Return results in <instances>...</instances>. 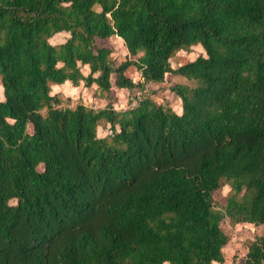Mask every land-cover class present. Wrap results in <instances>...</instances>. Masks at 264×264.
Wrapping results in <instances>:
<instances>
[{
	"label": "trees",
	"instance_id": "16d2710c",
	"mask_svg": "<svg viewBox=\"0 0 264 264\" xmlns=\"http://www.w3.org/2000/svg\"><path fill=\"white\" fill-rule=\"evenodd\" d=\"M65 83L137 101L70 107ZM0 85V264H223V220L264 227V0H0Z\"/></svg>",
	"mask_w": 264,
	"mask_h": 264
},
{
	"label": "rangeland",
	"instance_id": "374dc122",
	"mask_svg": "<svg viewBox=\"0 0 264 264\" xmlns=\"http://www.w3.org/2000/svg\"><path fill=\"white\" fill-rule=\"evenodd\" d=\"M68 38V34L61 33L50 39V43L58 45L63 43ZM114 53L112 58L116 62H121L125 59L126 50L120 40L113 38ZM204 54L203 49L200 46H193L188 51L177 52L170 60L172 68H177L186 61H193L198 55ZM83 74L87 73L85 67L81 68ZM130 76L133 80L137 81L139 74L136 72H130ZM174 84H188V81L179 76L167 75L165 81L159 85H149V88L153 90L154 94L152 98L160 105L169 107L176 113L181 112V103L177 97H175L169 90L170 86ZM93 85L89 88L80 84L78 87H72L69 83H65L61 86H53L52 94H59L62 98L69 99V106L76 107L79 104L85 106H92L98 108L107 106L108 99H113V108L124 109L128 106L129 99L132 94L128 90L112 89V95L99 92ZM96 90V91H95ZM100 95V98L99 96ZM110 96V97H109ZM3 99L2 89H0V100ZM107 135V129L104 127L98 128L97 136L102 138ZM229 192V187L224 186L221 190L214 194V199L217 204H222L225 196ZM221 229L228 235L229 242L224 249L225 262L223 264H239L244 257L247 244L252 241L256 236H260L264 232V227H253L247 224L231 225L227 219L221 223Z\"/></svg>",
	"mask_w": 264,
	"mask_h": 264
},
{
	"label": "built area",
	"instance_id": "2783aa9c",
	"mask_svg": "<svg viewBox=\"0 0 264 264\" xmlns=\"http://www.w3.org/2000/svg\"><path fill=\"white\" fill-rule=\"evenodd\" d=\"M139 95H141V93H138V96H139ZM136 101H137V100H132L131 103L128 105V107H132V106H134V105L136 104ZM94 109H95V107H94ZM96 109H97V108H96Z\"/></svg>",
	"mask_w": 264,
	"mask_h": 264
},
{
	"label": "clouds",
	"instance_id": "9594fccd",
	"mask_svg": "<svg viewBox=\"0 0 264 264\" xmlns=\"http://www.w3.org/2000/svg\"><path fill=\"white\" fill-rule=\"evenodd\" d=\"M0 89H2V85H0Z\"/></svg>",
	"mask_w": 264,
	"mask_h": 264
},
{
	"label": "crops",
	"instance_id": "0c3cea01",
	"mask_svg": "<svg viewBox=\"0 0 264 264\" xmlns=\"http://www.w3.org/2000/svg\"><path fill=\"white\" fill-rule=\"evenodd\" d=\"M212 264H217V263H212Z\"/></svg>",
	"mask_w": 264,
	"mask_h": 264
}]
</instances>
